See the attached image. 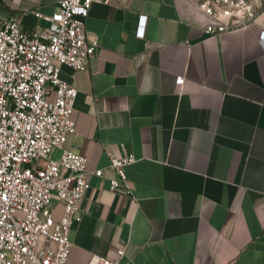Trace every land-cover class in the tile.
<instances>
[{
  "label": "crops",
  "instance_id": "0c3cea01",
  "mask_svg": "<svg viewBox=\"0 0 264 264\" xmlns=\"http://www.w3.org/2000/svg\"><path fill=\"white\" fill-rule=\"evenodd\" d=\"M59 1L0 0V19L15 15L32 30L46 24L35 11L53 14ZM209 20L193 0L92 4L95 55L61 70L78 89L67 144L89 172L71 264L94 254L118 264H264V0L249 27L208 37ZM128 152L133 198L110 187V155ZM50 207L59 219L63 204Z\"/></svg>",
  "mask_w": 264,
  "mask_h": 264
},
{
  "label": "built area",
  "instance_id": "2783aa9c",
  "mask_svg": "<svg viewBox=\"0 0 264 264\" xmlns=\"http://www.w3.org/2000/svg\"><path fill=\"white\" fill-rule=\"evenodd\" d=\"M109 1L60 0L53 14L35 11L46 24L32 30L15 15L0 19V264H71V234L82 219L89 172L88 158L67 144L76 132L78 89L61 70L63 65L84 69L94 57L99 40L88 35L86 18L94 2ZM194 3L210 19L208 37L251 26L262 6V0ZM146 23L147 16L140 15V38ZM259 39L264 45V31ZM175 83L182 88L185 77ZM55 148L61 151L57 159L51 157ZM136 160L132 152L110 155L112 190L123 188L133 198L126 166ZM93 173L103 176L104 170ZM53 198L63 204L59 219L50 207ZM88 264L118 260L94 254Z\"/></svg>",
  "mask_w": 264,
  "mask_h": 264
},
{
  "label": "rangeland",
  "instance_id": "374dc122",
  "mask_svg": "<svg viewBox=\"0 0 264 264\" xmlns=\"http://www.w3.org/2000/svg\"><path fill=\"white\" fill-rule=\"evenodd\" d=\"M194 1V0H193Z\"/></svg>",
  "mask_w": 264,
  "mask_h": 264
}]
</instances>
